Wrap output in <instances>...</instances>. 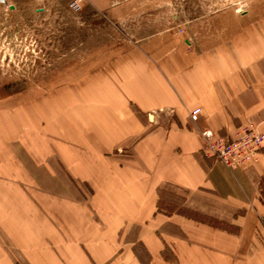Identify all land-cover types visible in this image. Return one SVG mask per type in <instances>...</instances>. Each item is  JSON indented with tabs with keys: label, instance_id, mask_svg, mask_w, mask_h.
Wrapping results in <instances>:
<instances>
[{
	"label": "crops",
	"instance_id": "crops-1",
	"mask_svg": "<svg viewBox=\"0 0 264 264\" xmlns=\"http://www.w3.org/2000/svg\"><path fill=\"white\" fill-rule=\"evenodd\" d=\"M69 1L0 7L95 38L92 70L0 110V264H264V152L229 169L202 134H264V0H208L182 33L166 0Z\"/></svg>",
	"mask_w": 264,
	"mask_h": 264
},
{
	"label": "rangeland",
	"instance_id": "rangeland-1",
	"mask_svg": "<svg viewBox=\"0 0 264 264\" xmlns=\"http://www.w3.org/2000/svg\"><path fill=\"white\" fill-rule=\"evenodd\" d=\"M250 2L225 0V6L243 13L249 10ZM165 5L168 13L174 16L172 25L179 33L188 32L191 22L211 9L208 0H166ZM34 12L33 18L0 20V110L33 101L45 95L52 85L66 82L69 78L76 80L79 71L93 69L92 64L84 68L81 46L83 41L94 42L93 27H78L71 19V22L67 20L69 25L65 29L62 10L55 4H35ZM102 37L104 42V35ZM86 54L85 58L93 61L94 53ZM102 56L104 60L108 54L103 53ZM166 204L164 207L167 209L172 207L169 206L172 203ZM18 262L27 264L24 260Z\"/></svg>",
	"mask_w": 264,
	"mask_h": 264
},
{
	"label": "built area",
	"instance_id": "built-area-1",
	"mask_svg": "<svg viewBox=\"0 0 264 264\" xmlns=\"http://www.w3.org/2000/svg\"><path fill=\"white\" fill-rule=\"evenodd\" d=\"M82 0H70L68 8L79 12ZM10 0H0V7H8ZM200 109L194 108L190 117L196 120ZM205 138L204 153L224 164L229 169H236L256 162L258 155L264 152V134L257 127H245L231 137L214 136L203 130Z\"/></svg>",
	"mask_w": 264,
	"mask_h": 264
}]
</instances>
